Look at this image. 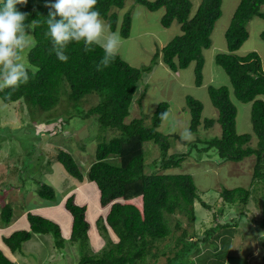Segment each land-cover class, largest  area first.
I'll return each instance as SVG.
<instances>
[{
	"label": "trees",
	"instance_id": "16d2710c",
	"mask_svg": "<svg viewBox=\"0 0 264 264\" xmlns=\"http://www.w3.org/2000/svg\"><path fill=\"white\" fill-rule=\"evenodd\" d=\"M134 1L149 11L163 8L165 12L161 18L162 26L168 28L177 21L182 33L154 53L149 65L134 67L118 54L109 67L101 70H97V66L104 51L99 46L86 50L83 42L72 43L66 49L68 61L64 63L57 58L50 38L46 36L49 13L47 5L53 3L52 0H27V4L17 5L19 11L28 14L26 24L35 21L29 31L33 43L27 49L30 80L16 90L0 91L2 102H23L32 121H36L34 114L39 118L45 115L48 120H52L58 116L56 113L60 107L66 106V110H62L63 115L68 114L65 125L78 115L82 120L92 118L101 132L109 129L115 133L109 140L103 134L98 137L100 142L96 146L95 161L90 164L86 173L87 180L98 191L97 204L102 211L94 223L89 219L88 204L77 201L78 193L76 190L72 192V187L60 195L53 186L40 178H32L37 187L31 196H35V199L38 196L37 199L46 203L47 208L62 207L68 214V240L78 243L81 252L77 264H156L149 261L148 257L157 259L158 254L152 253V248L172 237L170 217H175L177 229L183 223L182 217L193 222L194 203L202 202L190 173H170L171 169L179 168L191 156L192 149L197 148L198 158L202 157V153L208 152L209 155H217L223 162L239 163L249 157L255 158L249 187L220 188L219 196L224 204L246 206L252 194L264 189V70L257 52L251 51L245 55L238 53L250 37L249 22L255 17L264 20V0L239 1L225 32L227 52L215 55L216 64L229 76L232 87V92L226 85L208 87L211 102L217 109V117L207 118L202 122L203 104L191 96L186 99L191 116L189 130L195 133L202 124L208 129L218 123L221 127L220 135L198 139L189 145V150L181 153H172L171 135L158 130L164 119L161 114L167 113L169 108L167 102H161L157 106L149 125L144 123L143 117L134 118L129 123L126 119L130 116L138 85L145 75L152 72L160 58L175 73L196 62L195 84L202 85V50L212 45L211 35L222 16L223 0H201L193 15L191 0ZM125 2L126 0H98L97 3L103 19L123 39L129 38L131 29L129 12L123 14L119 25L118 12L124 9ZM260 36L264 40V31ZM231 94L239 102L252 105V130L258 139L256 146L250 145L251 134L237 132L238 110ZM89 95H97L98 103L84 110L82 101ZM48 120L47 122H51ZM172 136L178 138L177 135ZM147 142H153L160 150L159 158L148 165L144 150ZM199 144L201 148H198ZM55 161L71 177L84 181V174L69 151L58 150ZM202 206L207 210L214 209L205 202H202ZM218 213H223V208H219ZM12 216L13 208L10 205L4 206L1 211L2 222L9 224ZM24 222L25 227L0 236V264H15L12 256L21 251L22 244L34 234L51 235L55 247L64 248L66 238L60 224L46 216L42 210L27 211ZM238 225L237 221L234 224L217 223L195 241L192 240L194 233L183 229L176 244L168 252L170 255L165 264H226L231 239ZM260 226L263 228L264 223ZM99 227L110 230L116 241L100 255H89L85 250L91 230ZM214 237L220 238L219 243H215V240L211 242ZM208 241L217 246L211 254L213 260H209L208 256L193 260L191 256L200 252L201 242Z\"/></svg>",
	"mask_w": 264,
	"mask_h": 264
},
{
	"label": "rangeland",
	"instance_id": "374dc122",
	"mask_svg": "<svg viewBox=\"0 0 264 264\" xmlns=\"http://www.w3.org/2000/svg\"><path fill=\"white\" fill-rule=\"evenodd\" d=\"M52 1L54 2V0ZM239 1L223 0L222 2V16L216 22L211 35L212 45L210 48L202 50L204 67L201 86L195 84L196 62H192L186 69H180L175 73L160 60L161 58L152 72L145 75L138 85L130 108V116L126 122L129 123L134 118L143 117L144 123L149 125L150 118L157 106L161 102H167L169 104L168 116L164 117L158 130L163 134L171 135L172 153L186 152L189 150V145L197 142L198 139H210L219 136L221 133V127L218 123L208 129H205L202 124L193 133L194 138L191 141L181 138V132L186 128L189 129L191 119L186 103L188 96L203 104L202 122H204V119L217 117V109L211 102L208 87L210 85L215 87L226 85L231 88L232 92L230 78L223 68L216 64L215 55L219 52H227L225 32ZM191 2L193 15L201 0H191ZM123 8L118 12L119 25L123 14L129 12L131 29L129 38L123 39L119 55L134 67L149 65L154 53L160 51L169 41L182 33L181 25L177 21H174L168 28L162 26L161 18L165 12L163 8L157 11H149L134 0H126ZM248 31L250 37L238 53L245 55L251 51H256L261 57L264 70V40L260 36L261 32L264 31V20L259 17L253 18L249 22ZM28 38L33 43L30 32ZM23 55L25 63L28 65L27 49ZM231 97L238 110L237 132L239 134H251L250 145L256 146L258 139L252 130L251 103H241L236 100L233 94ZM97 103L98 96L89 95L83 99L82 106L84 110H88ZM66 108V106H61L56 113L58 116L52 120H48L45 115L39 118L37 114H34L36 121H32L28 114V108L23 102L5 104L0 99V235L9 233L13 229L25 227L24 216L27 211L34 209L42 210L46 216L57 221L63 231L69 226V216L62 207L47 208L48 205L42 200H38V196L36 199L35 196H31L37 187L32 179L35 177L53 186L60 195L71 187L77 186L81 195L85 197L83 202L88 204L91 222L94 223L97 210L99 213L102 212L98 209L97 204L98 191L95 185L87 180L86 173L90 164L95 161L96 146L100 142L98 137L103 134L104 137L106 136L105 139L109 140L111 135H115V133L109 129L101 132L97 128L98 125H94L92 118L88 117L82 120L78 115L65 125V117L68 118V114L63 115L62 110L64 111ZM60 114L62 116L59 117ZM47 120L51 122H47ZM172 135H177L178 138H174ZM201 147L199 144L198 148ZM60 149L67 150L74 156L84 174L83 182L71 177L64 167L55 161V156ZM144 150L147 165L160 156V150L153 142L145 143ZM201 156L198 158L197 148L192 149L191 156L179 168L171 169L170 173H190L197 186L201 201L212 205L214 209L207 210L202 206V202L196 201L194 203V221L191 222L186 217H182L183 223L178 229L175 217H170L172 237L157 243L152 248V253L158 254L157 259L149 256L148 260L156 264H165L168 255H170L168 252L176 244L183 229L189 233H194L192 240L195 241L217 223L231 222L234 224L237 221L239 225L234 230L226 264H264V227L261 228L260 226L262 222L264 223V189L252 194L246 206L224 204L219 196L221 187L232 189L250 186L255 158L249 157L242 162L235 163L223 162L217 155H209L208 152L202 153ZM147 171L150 170L147 168ZM29 176H31L30 180H28ZM69 180L74 181L73 185ZM82 185L86 186L82 188ZM79 197L80 194L78 193V200ZM6 205L13 208V216L9 224H5L1 220V211ZM43 208L47 209L43 211ZM219 208H223V213H218ZM94 214L96 216L93 217ZM93 226L95 227V225ZM49 236L46 237L49 238ZM215 237L211 242L215 240V243H219L220 238L215 239ZM115 241L116 238L110 230H104L102 227L93 228L85 252L89 255H100L104 250L109 249ZM215 243L201 242L200 252L193 254L191 258L197 260L198 257L208 256V259L212 261L211 254L213 250L217 249ZM72 244L74 243L68 241L67 246ZM77 246L76 251L80 255L78 243ZM66 249L61 250L63 252H60L50 261L44 259L45 255L50 254V248L44 244L38 246L34 244L25 249L30 251L27 254V256L29 255L27 257L29 263L23 258L20 260L17 257L22 255V252L13 255V258L15 264H77L76 255L70 256L73 262L68 260ZM80 257L81 255L78 260ZM54 260L58 261L54 262Z\"/></svg>",
	"mask_w": 264,
	"mask_h": 264
},
{
	"label": "clouds",
	"instance_id": "9594fccd",
	"mask_svg": "<svg viewBox=\"0 0 264 264\" xmlns=\"http://www.w3.org/2000/svg\"><path fill=\"white\" fill-rule=\"evenodd\" d=\"M97 3L98 0H54L47 5L46 36L61 62L68 61L66 49L72 43L83 42L86 50H91L92 46L103 49L104 56L97 70L109 67L119 54L123 38L103 19ZM23 4H27V0H0V91L16 90L30 80L23 53L32 46L28 33L35 21L25 23L28 14L17 9V5ZM161 115L166 118L168 113ZM181 138L191 141L194 136L186 128Z\"/></svg>",
	"mask_w": 264,
	"mask_h": 264
},
{
	"label": "crops",
	"instance_id": "0c3cea01",
	"mask_svg": "<svg viewBox=\"0 0 264 264\" xmlns=\"http://www.w3.org/2000/svg\"><path fill=\"white\" fill-rule=\"evenodd\" d=\"M83 186H86V185H82V188H83ZM81 189V188H80ZM73 190V192L75 191V192H77V193H79L80 194V197H79V200H78V198H77V201L80 203V204H82V203H86V202H83V200L85 199V197H83L82 195H81V191L80 190H78V188H77V186H75V188H73L72 189ZM79 191V192H78ZM56 207H58V206H56ZM52 208V207H51ZM31 209H34V208H31ZM35 210H38V209H35ZM43 210H45V209H43ZM98 214H100L99 212H97V216H98ZM94 216H96L95 214L93 215V217ZM96 216V217H97ZM63 233H64V235H65V238H66V242H65V246H67V243H68V227L67 228H65L64 229V231H63ZM2 235V234H1ZM0 235V236H1ZM46 236H49V235H38V234H34L33 235V237L29 240V241H26V242H24L23 243V246H22V248H21V251H18V252H16L15 254H14V256L17 254V253H20L21 254V252H22V255H18L17 257H19V259L21 260V258H23V260L24 261H27L28 262V259H27V257H29V255L27 256V254L30 252V251H26L25 249H27L28 247H32L34 244L35 245H39V244H44V245H46L47 247H49L50 248V254H48V255H45V257H44V259L45 260H50V261H52L53 260V258L56 256V255H58V254H60V252H63V251H61V250H64V249H66L65 250V252L68 254V260L69 261H71V262H73V260L71 259V257L70 256H74V255H76V259H77V262L79 261L78 260V258H79V252L78 251H76V249H78V246H77V243H74V244H72V245H68L67 247H65L64 246V248L63 249H57L56 247H55V244H54V240H53V238H51L52 236H49V238H47ZM58 250H60V251H58ZM24 251H26V253H24ZM26 254V256H24ZM31 254V253H30ZM14 256H12V258L14 257ZM64 256H65V254H64ZM13 260H14V258H13ZM57 262L58 260H54V262ZM15 262V261H14ZM29 263V262H28ZM73 264V263H72Z\"/></svg>",
	"mask_w": 264,
	"mask_h": 264
}]
</instances>
